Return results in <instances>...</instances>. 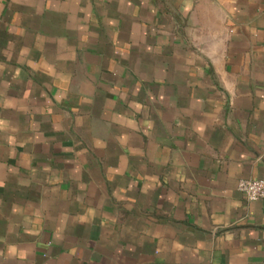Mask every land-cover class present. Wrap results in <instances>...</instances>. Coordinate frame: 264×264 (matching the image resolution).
Returning <instances> with one entry per match:
<instances>
[{
  "label": "crops",
  "instance_id": "crops-1",
  "mask_svg": "<svg viewBox=\"0 0 264 264\" xmlns=\"http://www.w3.org/2000/svg\"><path fill=\"white\" fill-rule=\"evenodd\" d=\"M264 0H0V264H264Z\"/></svg>",
  "mask_w": 264,
  "mask_h": 264
},
{
  "label": "built area",
  "instance_id": "built-area-1",
  "mask_svg": "<svg viewBox=\"0 0 264 264\" xmlns=\"http://www.w3.org/2000/svg\"><path fill=\"white\" fill-rule=\"evenodd\" d=\"M238 189L249 201L264 199V179H241Z\"/></svg>",
  "mask_w": 264,
  "mask_h": 264
}]
</instances>
